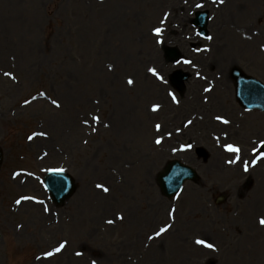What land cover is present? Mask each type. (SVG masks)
<instances>
[{
	"label": "rangeland",
	"instance_id": "374dc122",
	"mask_svg": "<svg viewBox=\"0 0 264 264\" xmlns=\"http://www.w3.org/2000/svg\"><path fill=\"white\" fill-rule=\"evenodd\" d=\"M229 62L264 82V0H0V264H264V182L246 170L264 115H242ZM176 159L200 179L168 199ZM53 169L77 183L62 205Z\"/></svg>",
	"mask_w": 264,
	"mask_h": 264
},
{
	"label": "water",
	"instance_id": "95a60500",
	"mask_svg": "<svg viewBox=\"0 0 264 264\" xmlns=\"http://www.w3.org/2000/svg\"><path fill=\"white\" fill-rule=\"evenodd\" d=\"M186 76L181 75V80L185 79ZM178 165V163L176 164ZM184 172L177 166H171L161 177V183L164 185L166 180L170 183L173 182V180L178 176V173ZM52 179V176L48 178V182ZM57 179H62V177H57ZM72 182V181H71ZM70 182V185H64L62 182L60 184H56L54 189L52 190L53 196H55L56 200L63 201L65 198L71 195V193L74 191V185Z\"/></svg>",
	"mask_w": 264,
	"mask_h": 264
},
{
	"label": "bare ground",
	"instance_id": "6f19581e",
	"mask_svg": "<svg viewBox=\"0 0 264 264\" xmlns=\"http://www.w3.org/2000/svg\"><path fill=\"white\" fill-rule=\"evenodd\" d=\"M219 54H221V53L219 52ZM217 55H218V54H217ZM230 66H232V65H230ZM40 101H41V102H42V104L44 105V103H43V100H40ZM36 140H38V141H39L40 139H38V138H37Z\"/></svg>",
	"mask_w": 264,
	"mask_h": 264
}]
</instances>
